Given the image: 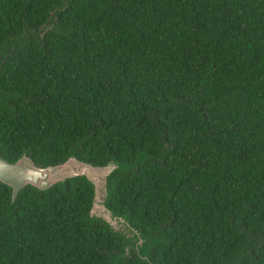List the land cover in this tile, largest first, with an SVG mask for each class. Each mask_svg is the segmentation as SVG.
I'll use <instances>...</instances> for the list:
<instances>
[{"label":"trees","instance_id":"16d2710c","mask_svg":"<svg viewBox=\"0 0 264 264\" xmlns=\"http://www.w3.org/2000/svg\"><path fill=\"white\" fill-rule=\"evenodd\" d=\"M104 165L148 238L118 264H264V0H0V156ZM0 264H114L84 176L11 204Z\"/></svg>","mask_w":264,"mask_h":264},{"label":"water","instance_id":"95a60500","mask_svg":"<svg viewBox=\"0 0 264 264\" xmlns=\"http://www.w3.org/2000/svg\"><path fill=\"white\" fill-rule=\"evenodd\" d=\"M131 164L112 158L104 165H96L80 159L74 151L59 163L44 166L38 164L26 152L14 162L0 156V182L11 188V204L14 205L20 191L31 185L38 190L46 191L56 184H66L67 180L77 176L86 177L94 187L92 206L87 219L101 221L109 226L112 232L124 239L123 250L114 256L113 263L131 256L137 249L142 262L148 260L142 248L148 238L134 227L127 216H121L108 207L110 198L109 177L118 169L128 170Z\"/></svg>","mask_w":264,"mask_h":264}]
</instances>
